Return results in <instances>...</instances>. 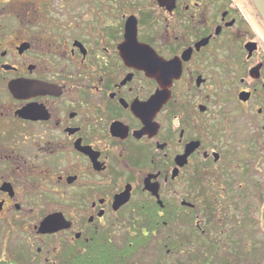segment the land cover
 Segmentation results:
<instances>
[{
    "label": "flooded vegetation",
    "instance_id": "1",
    "mask_svg": "<svg viewBox=\"0 0 264 264\" xmlns=\"http://www.w3.org/2000/svg\"><path fill=\"white\" fill-rule=\"evenodd\" d=\"M243 11L235 0H0V229L31 234L0 262L59 264L122 224L184 234L202 204L232 197L228 131L264 116V44ZM134 18L148 52L130 54L146 66L125 58ZM155 57L173 64L156 69ZM56 213L70 229L39 234Z\"/></svg>",
    "mask_w": 264,
    "mask_h": 264
},
{
    "label": "rangeland",
    "instance_id": "2",
    "mask_svg": "<svg viewBox=\"0 0 264 264\" xmlns=\"http://www.w3.org/2000/svg\"><path fill=\"white\" fill-rule=\"evenodd\" d=\"M81 5L82 12L88 10V7H84L83 3ZM262 105L264 108V104ZM255 123L256 127H253L245 120L240 119V121L233 123L231 131H228L230 136L227 138L234 145L228 147V159H225L221 166L227 169L235 179L234 186L230 189L232 197L218 196L216 207L212 206L214 203L212 205L202 204L203 208L200 209V213L193 212L192 223L196 226L197 221L202 223L205 221L202 226L203 229L207 227L211 236L210 241H214V238H222L224 240L222 242L231 247L232 252L233 244L240 245L243 242V247L247 244L250 245L253 251L250 253L248 262L257 264L259 261L264 264V149L259 153L255 147H252V142L255 139L256 142L258 140V143L264 145V116L257 118ZM258 130L262 132L261 136H258ZM218 185L217 187H226L225 183H218ZM199 202L203 203L201 200ZM195 214H198V218H195ZM132 229V227L123 224L112 228V237H110L112 242L122 245L127 241L128 235L133 232ZM192 230L186 229V233L183 234L175 228L162 229L152 237L148 246L138 251L136 261L138 264H181L182 262H189V256H192L189 253L193 248L192 243L195 245L194 248L201 247V243L208 245L207 240L199 232L196 234ZM177 233L179 236L182 235V238H179L177 242L167 238ZM29 236L31 234L24 232L18 226L13 229L1 228L0 258L6 259L10 255L21 254L24 247L27 246L26 241ZM46 245L48 247L59 246V240H46Z\"/></svg>",
    "mask_w": 264,
    "mask_h": 264
},
{
    "label": "trees",
    "instance_id": "3",
    "mask_svg": "<svg viewBox=\"0 0 264 264\" xmlns=\"http://www.w3.org/2000/svg\"><path fill=\"white\" fill-rule=\"evenodd\" d=\"M162 229L164 227L155 225L133 228V232L128 235L127 241L122 245L113 243L106 234L105 236L99 235L95 239L92 238L88 243L87 241L85 243L81 242L84 248L72 250L60 260L59 264H138V261H136L138 251L148 246L152 237ZM191 229L196 234L200 233L194 224ZM204 229L205 232L200 234L207 240L208 245L201 243V247L194 248L195 245L192 243L193 248L189 253L193 257L189 256L190 261L181 264H250L248 258L253 251L250 245L247 244L243 247V242L240 245L233 244L234 249L232 252L231 247L222 242L224 241L222 238H214V241L211 242L207 227ZM257 262V264H262L259 261ZM0 264L7 263L0 262Z\"/></svg>",
    "mask_w": 264,
    "mask_h": 264
},
{
    "label": "water",
    "instance_id": "4",
    "mask_svg": "<svg viewBox=\"0 0 264 264\" xmlns=\"http://www.w3.org/2000/svg\"><path fill=\"white\" fill-rule=\"evenodd\" d=\"M169 1L171 2V0H159L161 4H163L164 2L168 3ZM235 2H237L242 7V9L244 10L243 12H245L246 15L249 17V19L253 24V27L261 37L264 44V0H235ZM134 21L135 22L133 23V20L131 19L127 24L126 36L124 38L125 43L123 46L125 47V51L127 52L125 58L128 62H130L133 65L146 66L145 63L141 59H139L138 56L136 57L130 54L131 52H138V53L148 52V49L145 48L138 41V30L136 28L137 27L136 19ZM155 58H156V69L166 68L169 67L170 65L172 66L173 64L172 62H165L163 59L159 57H155ZM148 67L151 69L150 65H148ZM159 78L160 77L156 75V79ZM122 197L123 196H119V198H117L116 200V202L119 205L125 202L122 200ZM188 205L193 208L195 207L192 204H188ZM70 227L71 224L64 219L63 215L56 213L49 215L47 218H45L37 231L39 234L42 235H54L63 230H68L70 229Z\"/></svg>",
    "mask_w": 264,
    "mask_h": 264
},
{
    "label": "bare ground",
    "instance_id": "5",
    "mask_svg": "<svg viewBox=\"0 0 264 264\" xmlns=\"http://www.w3.org/2000/svg\"><path fill=\"white\" fill-rule=\"evenodd\" d=\"M256 25V24H255Z\"/></svg>",
    "mask_w": 264,
    "mask_h": 264
}]
</instances>
